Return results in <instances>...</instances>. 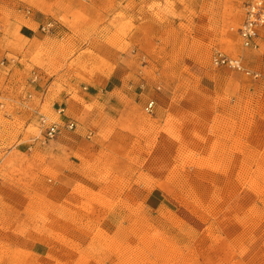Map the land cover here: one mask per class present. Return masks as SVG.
<instances>
[{
    "label": "rangeland",
    "instance_id": "374dc122",
    "mask_svg": "<svg viewBox=\"0 0 264 264\" xmlns=\"http://www.w3.org/2000/svg\"><path fill=\"white\" fill-rule=\"evenodd\" d=\"M177 2L175 6L172 0H159L147 7L146 20L118 13L110 25L113 30H84L86 44L79 48L64 42L69 71L80 77L82 91L84 86L88 88L93 70L100 76H112L100 100V122L91 138H79L75 154L71 146V134L78 125L75 119H69L75 122L73 130L62 129L53 140L59 137L68 142V152L32 141L39 137L37 120L26 131L24 142H19L18 151L1 153L0 264H264V157H260L264 145L260 140L208 145L212 156L227 145L231 155L239 151L246 155L251 146L260 149L251 160V166L257 167L252 174L245 166L239 174L226 176L227 182L237 180L243 188L240 198L245 207L240 215L245 231L241 240L239 236L233 242H222L220 234L213 232L216 223L208 224L223 210L221 206L211 211L176 206L173 214L155 213L147 206V196L154 188L167 196L172 195L170 187L176 193L184 192V168L202 164L186 151L182 138L204 133L205 127L194 123H190L191 129L183 123L179 126L177 118L183 119V112L180 107L176 112L168 108L172 93L164 94L163 87L175 90L178 103L186 90L207 88L205 97L210 102L242 104L241 112L231 109L224 116L216 114V122L208 128L211 137L231 139L240 134L247 139L260 131L258 125L250 124L254 117L244 112L249 96L237 93L249 80L226 88L219 85L227 77L221 70H230L214 68V52L199 43L191 44L188 24L193 23L196 11L186 17L190 10L186 11L182 0ZM124 29H128V44L112 46L124 36ZM142 56L146 61L159 60L155 63L161 72L159 91L151 85L139 89L143 79L136 72L144 65ZM147 98L155 101L149 113L144 110ZM170 111L178 117L170 120ZM58 115L52 120L67 121ZM13 136L8 134L10 139ZM29 137L30 143H25ZM28 145L34 148L25 151ZM174 198L181 200L179 194ZM225 211L227 225L228 218L237 215L233 208L226 206ZM207 226L211 228L208 235ZM244 238L246 248L238 256L236 246ZM34 245L41 248V257L25 252L26 248L36 251ZM248 245L251 251L246 254Z\"/></svg>",
    "mask_w": 264,
    "mask_h": 264
},
{
    "label": "crops",
    "instance_id": "0c3cea01",
    "mask_svg": "<svg viewBox=\"0 0 264 264\" xmlns=\"http://www.w3.org/2000/svg\"><path fill=\"white\" fill-rule=\"evenodd\" d=\"M158 1L0 0V155L4 152L10 155L18 151L19 142H24L26 131L32 125L37 124L39 116L42 115L52 120L59 110H62V114L58 117L63 121L75 119L78 122L76 130L71 134L73 140L71 146L75 154L78 151L75 146L79 138L82 139L86 135V138H91L97 129L101 116L100 109L103 108L100 100L112 76L111 74L100 76L101 74L98 75L96 70H93L90 82L86 84L88 88L84 86L82 89L86 92H83L80 77H76V72L69 71L71 64L67 63L64 54V42L68 41L71 48L81 47L86 44L85 40H82L84 30L98 28L109 30L112 19L118 13L128 18L130 15H135L138 19L146 20L149 18L147 7L153 6ZM182 1L186 11L190 10L186 13V17L194 10L196 11L193 23L191 21L188 24L187 33L191 44L199 43L207 47L208 51L214 53L219 51L228 56L240 57L244 67L260 74L259 79H252L241 73L221 70L227 77L226 80L224 79L226 82L221 79L223 82L219 84L226 88L228 84H238L246 81L245 79L249 80L248 86L237 88V93L240 96H249L250 102L243 105L244 112L254 117L250 124L252 127L258 125L260 131L250 133L247 139L241 137L240 134L233 135L231 139L226 136L211 137L208 128L216 122L214 120L216 114L224 116L222 114L231 109L241 112L242 104L230 105L223 101L210 102L205 97L204 91H208L207 88H200L199 91L197 89L186 90L182 102L178 103L175 99V90L163 87L164 94L165 91L172 93V97L168 100V108L171 110L172 107L176 112L177 107H180L183 112L184 118L179 119L176 113L170 111V120L178 117L179 126L183 123L189 129H191L190 123H194L197 127H205L206 132L204 133H194L188 138L184 135L185 140L182 138L186 151L196 156L202 164L197 163L184 168L182 172L186 185L184 192L176 193L177 189L170 187L172 195L167 196L160 188H154L147 196L146 202L152 212H164V214H171L174 211L172 207L176 206L204 207V210L208 211L221 206L223 210L213 215V219L208 220V224L216 223V226L214 225L216 231H212L220 234L222 242L229 239L233 242V239H237L245 231L242 215H240L245 206L240 198L243 189L241 183L235 179L231 183L227 182L226 176L239 174L242 167L244 169L247 167V172L252 174L257 167L256 165L251 166V160L256 159L254 153L260 152V149L251 146L252 149H249L246 155H241L240 151L231 155L228 152L229 145H227L223 152H217L212 156L208 145L211 142L228 144L232 141L257 143L258 140L264 145V26L258 30L256 47L244 48L236 30L245 19L244 4L247 0ZM172 2L178 6L177 0H172ZM47 25H49L47 30H42ZM124 31V36L122 35L120 40H115V45L112 46L124 47L128 44V29ZM145 58L146 56H142L141 60L144 65L136 72L137 76L143 79L140 81L139 89L143 90L151 85L153 90L159 91L161 72L155 65L159 60L156 62L152 58L146 61ZM76 59H78L77 55L74 60ZM91 68L89 65L90 70ZM96 78L101 82H95ZM149 101H153L155 105L153 98H147L145 107ZM9 133L14 135L11 139L8 137ZM53 140L47 141L50 147L56 148L61 153L68 152L65 151L69 150L68 142L65 144L59 137L56 141ZM25 143H30V137ZM28 146L25 151L29 150L30 146ZM24 147L21 150H24ZM33 148L31 147V150ZM262 150L260 157H264L262 156L264 147ZM247 160L249 164H246ZM178 194L181 200L174 198ZM171 199H178V201L173 200L172 202ZM248 199L251 200V198ZM226 206L233 208V214L237 215L228 218L227 225L224 223ZM220 221L223 223L221 226L218 225ZM252 222H256L255 219ZM208 229L211 228L208 226L204 228L205 231ZM239 238L242 239L241 236ZM246 239L236 246L237 255L242 254V250L246 248ZM35 247L36 251H29L26 248L25 252H31V256L41 257V248L39 245H34ZM247 248L246 254L251 251V246L248 245ZM223 254L226 253L223 252ZM221 264L230 263L222 262Z\"/></svg>",
    "mask_w": 264,
    "mask_h": 264
},
{
    "label": "built area",
    "instance_id": "2783aa9c",
    "mask_svg": "<svg viewBox=\"0 0 264 264\" xmlns=\"http://www.w3.org/2000/svg\"><path fill=\"white\" fill-rule=\"evenodd\" d=\"M244 15L245 19L236 31L244 48H254L256 47L255 42L258 37V30L264 26V0H247L244 4ZM48 27L49 25L43 27L42 30H47ZM211 65L214 68H227L230 71L241 73L252 79L260 78L259 73L244 67L240 57L228 56L219 51L213 53ZM153 106L154 102L149 101L144 110L149 113L152 111ZM57 113L61 114L62 110H59ZM38 128L39 137L34 138L32 141H40L44 144L54 139L62 129L73 130L75 128V122L73 120H67L61 123L41 115L38 118ZM31 147L32 145H30L29 150H31Z\"/></svg>",
    "mask_w": 264,
    "mask_h": 264
}]
</instances>
